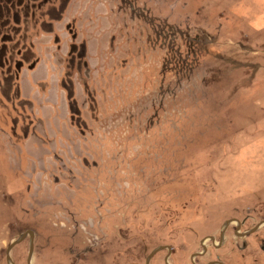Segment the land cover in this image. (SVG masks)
Returning a JSON list of instances; mask_svg holds the SVG:
<instances>
[{"label":"rangeland","instance_id":"rangeland-1","mask_svg":"<svg viewBox=\"0 0 264 264\" xmlns=\"http://www.w3.org/2000/svg\"><path fill=\"white\" fill-rule=\"evenodd\" d=\"M263 219L264 0H0V264H264Z\"/></svg>","mask_w":264,"mask_h":264},{"label":"water","instance_id":"water-1","mask_svg":"<svg viewBox=\"0 0 264 264\" xmlns=\"http://www.w3.org/2000/svg\"><path fill=\"white\" fill-rule=\"evenodd\" d=\"M230 221H231V220H227V221L225 222V225L227 226V225L229 224ZM254 229H255V227L253 228V230H254ZM224 230H225V228H222V230H221V232H220V236H222ZM26 235H29V238H30V248H29L28 257H27V264H29V262H30V258H31V255H32V249H33V248H32V247H33V245H32L33 234L31 233L30 230H26V231H24V232L20 235V237H19L18 239L12 241V242L7 246V249H6V259L8 260L9 264H13V263L11 262V260H10V257H9V250H10V249H11L16 243H19L20 241H22V240L25 238ZM206 238H208V237L203 238L202 241H201V245H202V247H203L204 250H205L206 247H205V245L203 244V240L206 239ZM209 238H210L211 240L214 239L213 236H209ZM163 248H169V247H168L167 245H161V246H158L157 248L153 249V250L149 253V257H148V258H150V257H151L152 255H154L157 251H159L160 249H163ZM148 258H147L145 264H148ZM166 258H167V257H165V264H169Z\"/></svg>","mask_w":264,"mask_h":264},{"label":"flooded vegetation","instance_id":"flooded-vegetation-1","mask_svg":"<svg viewBox=\"0 0 264 264\" xmlns=\"http://www.w3.org/2000/svg\"><path fill=\"white\" fill-rule=\"evenodd\" d=\"M234 221V220H233ZM246 221V219L245 220H243V222H245ZM239 223V222H238ZM264 224V219L263 220H260L258 223H256L252 228H251V230L249 231V232H242V231H238L237 233L239 234V236H246L247 234H249L250 232H253V231H256L261 225H263ZM240 226H242L243 224H239ZM255 227V229L253 230V228ZM263 242H264V238H263ZM32 245H33V242H32ZM30 248V247H29ZM33 248V247H32ZM260 248L262 249V251H264V243L262 244V245H260ZM33 250V249H32ZM158 252V251H157ZM156 252V253H157ZM155 253V254H156ZM154 254V255H155ZM154 255H152L150 258H148L149 257V254H148V256H147V258H148V264H149V261L151 260V258L154 256ZM195 254H192L191 256H190V263L191 264H196L195 263V261L193 260V256H194ZM196 256H198V255H196ZM167 257V256H166ZM147 258L144 260V264L146 263V260H147ZM167 259V258H166ZM164 263H165V257H164ZM218 263V261L216 260V259H210L208 262H207V264H217ZM29 264H30V262H29Z\"/></svg>","mask_w":264,"mask_h":264}]
</instances>
